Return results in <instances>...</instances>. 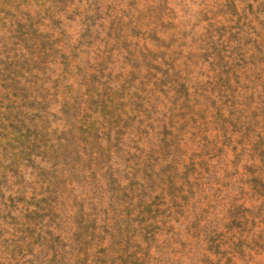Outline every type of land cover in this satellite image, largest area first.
I'll return each mask as SVG.
<instances>
[{
	"label": "rangeland",
	"instance_id": "374dc122",
	"mask_svg": "<svg viewBox=\"0 0 264 264\" xmlns=\"http://www.w3.org/2000/svg\"><path fill=\"white\" fill-rule=\"evenodd\" d=\"M0 264H264V0H0Z\"/></svg>",
	"mask_w": 264,
	"mask_h": 264
}]
</instances>
